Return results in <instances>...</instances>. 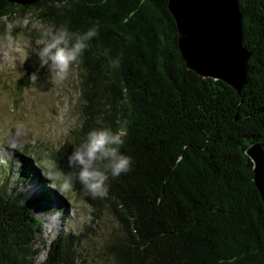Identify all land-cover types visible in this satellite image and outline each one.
<instances>
[{
	"label": "trees",
	"instance_id": "obj_1",
	"mask_svg": "<svg viewBox=\"0 0 264 264\" xmlns=\"http://www.w3.org/2000/svg\"><path fill=\"white\" fill-rule=\"evenodd\" d=\"M168 1L67 0L58 9L54 0H0V28L5 20L21 28L33 12L49 29H98L79 60L83 121L55 162L59 172L74 176L68 156L90 131L126 128L120 150L132 158V170L110 176L104 198L85 197L78 181L72 186L93 220L106 206L118 222L106 246L108 260L264 264V202L246 153L250 144L264 142V0H239L243 45L250 51L241 94L187 67ZM115 60L119 67L112 66ZM31 67L45 68L38 55ZM21 156L18 182L55 173H41ZM7 172L0 185V264H89L80 259L72 233L53 239L39 260L43 222L31 205L57 204L56 188H39L31 201L9 190Z\"/></svg>",
	"mask_w": 264,
	"mask_h": 264
},
{
	"label": "rangeland",
	"instance_id": "obj_2",
	"mask_svg": "<svg viewBox=\"0 0 264 264\" xmlns=\"http://www.w3.org/2000/svg\"><path fill=\"white\" fill-rule=\"evenodd\" d=\"M46 29L49 28L33 12L27 14L21 28L9 20L3 21L0 28V185L8 171L9 190H16L31 201L39 194V188L50 183L55 186L57 204L53 200L47 205L45 201L31 205L43 222L39 260L46 257L53 239L72 233L80 259L85 258L89 264H113L105 250L118 227L117 220L106 206L101 219L93 220L92 208L77 197L73 187L63 191L60 187L66 175L59 172L55 154L83 121L79 98L81 69L78 61L67 79L53 81L47 66L43 71L27 68L41 47L39 42ZM23 154L41 173L54 169L56 174L50 176L51 180L43 174L44 181L32 177L27 183L18 182ZM48 218L55 221L54 225L48 223Z\"/></svg>",
	"mask_w": 264,
	"mask_h": 264
},
{
	"label": "water",
	"instance_id": "obj_3",
	"mask_svg": "<svg viewBox=\"0 0 264 264\" xmlns=\"http://www.w3.org/2000/svg\"><path fill=\"white\" fill-rule=\"evenodd\" d=\"M168 8L177 24L187 67L204 77L220 79L241 94L247 83L250 51L243 45L239 0H169ZM246 153L264 202V142L250 144Z\"/></svg>",
	"mask_w": 264,
	"mask_h": 264
},
{
	"label": "clouds",
	"instance_id": "obj_4",
	"mask_svg": "<svg viewBox=\"0 0 264 264\" xmlns=\"http://www.w3.org/2000/svg\"><path fill=\"white\" fill-rule=\"evenodd\" d=\"M102 2L106 3L107 0ZM54 4L60 9L67 5V0H54ZM98 35L96 27L83 33L71 32L67 28L46 29L44 38L39 42L42 47L37 52L40 68L47 66L53 81L67 79L72 66L80 60L89 48L90 41ZM112 66L119 67V60L113 61ZM33 76L36 77L35 74ZM126 135L124 127L115 132L110 128L90 131L86 141L74 147L68 156V167L75 170V175L69 174L63 179L61 190L71 189L78 181L85 197H106L110 176L118 178L132 170V158L120 150Z\"/></svg>",
	"mask_w": 264,
	"mask_h": 264
},
{
	"label": "bare ground",
	"instance_id": "obj_5",
	"mask_svg": "<svg viewBox=\"0 0 264 264\" xmlns=\"http://www.w3.org/2000/svg\"><path fill=\"white\" fill-rule=\"evenodd\" d=\"M48 223H49L50 225H54L55 221H53L52 218H48Z\"/></svg>",
	"mask_w": 264,
	"mask_h": 264
}]
</instances>
